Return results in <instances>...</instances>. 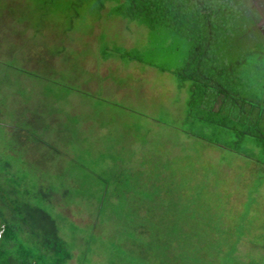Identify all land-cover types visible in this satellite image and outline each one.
<instances>
[{"label": "rangeland", "instance_id": "1", "mask_svg": "<svg viewBox=\"0 0 264 264\" xmlns=\"http://www.w3.org/2000/svg\"><path fill=\"white\" fill-rule=\"evenodd\" d=\"M75 1L0 0V179L41 188L79 264H264V168L181 134L173 74L104 59L146 27Z\"/></svg>", "mask_w": 264, "mask_h": 264}, {"label": "trees", "instance_id": "2", "mask_svg": "<svg viewBox=\"0 0 264 264\" xmlns=\"http://www.w3.org/2000/svg\"><path fill=\"white\" fill-rule=\"evenodd\" d=\"M84 2L100 11L108 2L112 16L146 27V48L116 47L104 59L173 74L189 95L181 134L264 168V35L253 0H76L72 8ZM144 175V183L155 181ZM40 191L0 179V264H66L72 258Z\"/></svg>", "mask_w": 264, "mask_h": 264}, {"label": "flooded vegetation", "instance_id": "3", "mask_svg": "<svg viewBox=\"0 0 264 264\" xmlns=\"http://www.w3.org/2000/svg\"><path fill=\"white\" fill-rule=\"evenodd\" d=\"M253 1H254V6L261 13V17L259 21L257 22V24H258V27L261 33L264 35V0H253Z\"/></svg>", "mask_w": 264, "mask_h": 264}, {"label": "crops", "instance_id": "4", "mask_svg": "<svg viewBox=\"0 0 264 264\" xmlns=\"http://www.w3.org/2000/svg\"><path fill=\"white\" fill-rule=\"evenodd\" d=\"M71 249V248H70ZM71 251V250H70ZM78 251H71V253H72V258H70V260H68V261H66L65 263L66 264H79V259H80V257H78V256H76V253H77ZM97 259V258H96ZM82 264H87L85 261H83L82 262Z\"/></svg>", "mask_w": 264, "mask_h": 264}, {"label": "built area", "instance_id": "5", "mask_svg": "<svg viewBox=\"0 0 264 264\" xmlns=\"http://www.w3.org/2000/svg\"><path fill=\"white\" fill-rule=\"evenodd\" d=\"M2 231H0V235H1Z\"/></svg>", "mask_w": 264, "mask_h": 264}]
</instances>
